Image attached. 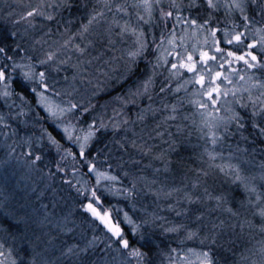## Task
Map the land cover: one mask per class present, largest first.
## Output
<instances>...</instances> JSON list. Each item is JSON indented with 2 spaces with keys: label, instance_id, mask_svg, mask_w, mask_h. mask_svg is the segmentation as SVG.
<instances>
[{
  "label": "rangeland",
  "instance_id": "1",
  "mask_svg": "<svg viewBox=\"0 0 264 264\" xmlns=\"http://www.w3.org/2000/svg\"><path fill=\"white\" fill-rule=\"evenodd\" d=\"M44 2L52 5V7L45 8V12L53 16L52 20L46 19V16H26V13L31 11L33 6L41 4L42 0H0V13L3 12L0 15V31L11 39L21 38L20 42L24 45L20 42L17 44L28 47L29 50L24 47L26 51L18 53L17 58L14 56L15 62L18 64L28 63L27 60L21 59L22 57L31 56L33 61H38L43 59V54L46 51L61 49L59 58L66 60V63L59 65L58 70L48 69L49 90L46 95L51 103L61 106H67L69 100L80 105L63 120L64 123L71 121L75 125L76 135H83L81 129L86 131L93 121H95L97 129L111 127L117 132L124 129L123 135L140 143L148 142L145 150L151 152L152 157L157 158L161 156L160 147L171 144V142L172 145H176L181 141L174 136L180 132H183L180 135L184 137L185 141L197 137L206 144L213 145L210 136L205 135L207 129L201 131L203 125L196 107L189 103L190 100L199 98L194 95V92L200 86L186 83L192 77V73L182 69L180 74L172 75L175 70L171 69V63L164 64L163 60L159 62L157 60L162 52V49L157 48V45L161 43V35L163 34L167 38L172 31L178 38L186 37L185 46L189 51H193L194 48H204L210 54H216L213 37L208 31L197 30L194 33L192 27L183 22L177 23L176 10L170 7L172 0H151V17L143 7L135 6L138 0H110L111 11L103 9V0H44ZM176 2L181 5L183 19L198 18L199 23H203L204 19H210V27L218 29L215 38L221 42L219 47L224 49L238 50L235 43L231 46L227 45L225 29L229 33L233 30L245 33L248 42L239 48V51H244L246 44L251 42L255 30L264 28V11H261V8L264 7V0H244L245 10L241 19L235 13H228L229 17L227 18L226 14V18L223 20H220L215 14L221 9L234 12L236 9L226 7V4L231 3V0H215L218 5L215 9H209L206 0H197L200 7L191 10L188 8L190 0H176ZM117 4L125 5L126 11H118L115 7ZM56 5L61 6L56 7ZM73 7L80 9L72 10ZM94 7L97 10H102L104 16L103 18L98 17V22L93 23L89 30L81 35L82 26L88 23ZM216 9L219 10L215 12ZM161 10L172 11L173 16L164 17ZM114 14L120 25L127 21L131 27L137 29V34L141 31L144 33L147 47L141 55L135 58L136 62L131 65V71L127 70L130 64L128 53L136 49L137 36L133 35L131 31L121 35L120 26L112 22ZM140 16H143L144 19H139ZM244 16L248 17L247 21ZM21 17L25 18L21 19ZM37 21L45 22L48 25L38 29ZM56 22L59 23L54 28L53 24ZM245 24H248L247 30ZM13 32L16 33V36L18 35L17 38L11 35ZM228 38L230 39L231 36ZM66 40H70L68 45L64 44ZM14 43L15 41H12V44ZM163 43L167 47V39ZM177 43H180L179 39ZM12 44L9 45V48ZM76 45L84 49V52L81 53ZM182 50L177 49V51ZM256 53L260 55L258 47ZM198 56V51H194V58L198 59ZM168 60L175 62L174 55L168 56ZM220 62L222 61L218 58L216 63ZM3 64L9 65L8 72L11 81L7 90L11 94L5 97L3 95L4 84L0 83V102L5 104L0 108V116L4 117V120L0 121V244L3 245L0 251L4 253L3 256H0V262L3 264H13V261L15 264H136L134 257L115 251L118 245L112 241L116 238L111 237V234L100 225V222L94 220L90 213L80 206L87 201L83 196H78L76 189L79 186L70 182L58 168L52 169L48 158L38 154L37 148L44 146L43 141L47 147L57 148L50 142L48 133L55 136L57 140H62L66 149H74L79 152V147L64 136L62 127L58 126L60 122L51 117L42 104L37 103L35 93L31 92L30 96L23 93L25 99H21L20 95L15 94V81L22 82L20 70L13 71L12 61L0 57V65ZM34 66L37 71L45 70V67L39 63H35ZM233 67L243 70L245 66L239 62L233 64ZM225 72L227 73V66H225ZM253 73L254 79L264 80V69L257 67L248 70V75ZM149 77L152 78V82L149 84L147 92H144L142 85ZM78 79H84L85 84L83 82L75 83ZM232 79L244 87L248 86L245 82L239 81L238 77L234 76ZM223 86L232 87L226 82ZM25 87H29L30 91L32 87H37V91L42 90L35 83L26 84ZM119 88L121 90L116 93ZM162 88L164 91H161ZM137 89H140L141 94H135ZM170 94L179 95L181 101L170 97ZM243 95L244 102L248 103V107L242 109L239 105L234 106L237 111L240 109L243 113L251 114V103L247 100V93H243ZM253 95H259V92L253 89ZM100 97L102 98L101 104L98 102ZM226 99L231 101L232 96L229 95ZM85 108L88 109L86 112L83 111ZM76 111H79V114H75ZM87 112L92 113V120L88 124L78 126L80 115ZM101 122L105 127H100ZM114 125H118V127H114ZM30 127L32 129H29ZM223 132L226 133L221 128L218 137H222ZM29 143L31 147H29ZM64 148L57 150L56 153L62 154ZM138 151L146 152L143 149H138ZM29 152L32 155H28ZM170 152L172 153L174 150ZM36 155H39L41 159L35 160ZM247 165L252 169L260 167L259 173L262 170L261 163L257 165L250 162ZM156 169L158 172L161 170ZM100 170L106 171L118 179L102 181L97 186L99 191L120 199L130 195V187L123 183L118 175L108 170ZM76 178V181L87 180L89 182V179L83 175L76 176ZM183 178H187V175L184 174ZM208 181L209 179H206L200 184L207 187L212 184V181ZM93 182L95 184L94 173ZM262 182L264 183V180ZM134 184L135 188L142 190L155 189L152 191L153 197H156L159 202L168 197L163 194L162 190L172 187L160 180L145 182L135 180ZM89 186L91 185L89 184ZM255 186L257 190L261 189L259 186ZM156 188L159 189L156 190ZM126 189L128 191H125ZM70 190L73 192L74 198H69ZM261 192L260 190V192L251 195L257 196V194H262ZM262 197L264 196L262 195ZM262 199L259 201L255 199L253 204L257 209L256 219L248 222V227L253 228L256 237L253 236L249 248L242 249L237 260L232 261L231 264H264V254L261 252V249L264 248V230L261 227L264 224V219L258 214V208L264 207ZM159 205L165 208L167 204L164 201ZM145 206L136 205V208L149 215L154 213L148 208L145 209ZM157 207L158 205L155 206V208ZM103 208L113 210V220L119 222L124 235L132 241L134 246L139 247L142 243L140 232L144 234L142 229H146L147 225L144 222L147 220L143 219V223L136 220L119 202L109 208ZM162 210L160 211L162 212ZM125 212L135 222L134 225L126 222ZM154 216H157L156 213ZM142 217L146 218V216ZM170 222L169 226L164 228L165 233L162 234V237L155 239L152 236L153 243L150 250L144 249L148 251L149 264H199L197 253L207 249L199 246L203 238L197 239L199 241H195V236L187 239L189 231L179 237L176 234L179 233L178 230L181 227H178L176 231H166L168 228L178 226ZM148 224L151 223L148 222ZM18 225H20L21 232L15 231L17 239L15 241L9 228ZM134 226L138 228L137 235L132 234ZM99 227H102L100 233H98ZM125 227L130 231L131 238L125 233ZM148 236L151 237V234ZM93 237L98 238L94 246L89 247L86 252L80 251L86 247L88 241H92ZM110 237L111 239H109ZM22 243L24 246L26 245L25 249L24 246L22 247ZM109 243H111V248L106 247ZM217 246L219 245H215V247ZM69 248H72L73 251L69 252ZM190 249L192 251H189ZM212 255L216 260L213 250Z\"/></svg>",
  "mask_w": 264,
  "mask_h": 264
},
{
  "label": "snow or ice",
  "instance_id": "2",
  "mask_svg": "<svg viewBox=\"0 0 264 264\" xmlns=\"http://www.w3.org/2000/svg\"><path fill=\"white\" fill-rule=\"evenodd\" d=\"M207 7L209 9H215L218 7L215 0H206ZM61 5H56L59 7ZM136 7H143L151 17L152 3L151 0H138V3L135 5ZM46 7H52L51 4H47L42 0L41 4L33 6L31 11L26 13L27 17L34 16H46V19L52 20L53 16L50 13L45 12ZM103 9L108 11L112 10V5L110 0H103ZM116 9L120 12L126 11V6L122 4L115 5ZM171 8L176 10V20L177 23L183 22L184 24L192 27L193 32L195 33L197 30H206L213 37V46L215 47L216 54H210L208 50L204 48L195 49L193 51H189L185 46V36H180L179 38L176 36L175 32L172 31L171 34L165 38L162 34L160 37L161 43L157 45L158 49H162L161 55L157 58L158 62L163 60L164 64L171 63V69L175 70L172 75L180 74L182 69H186L187 72L192 73V77L186 81L188 84H197L200 87L197 88L194 92L195 96H198V99H192L189 103L193 104L197 112L200 116V122L203 125L201 131L207 129L205 132L206 136H210L211 143L216 145L219 142V139L222 137H218V132L221 128L224 131H229L230 126L235 124L237 130H242L245 128V120L249 119L252 121V126L256 129H259L261 135H264V80L254 79V73L252 75H248V70L256 69L259 67L260 69H264V28H259L255 30L253 34L251 42L246 44V49L244 51H239L241 45H245L246 35L244 32H237L233 30V32L229 33L227 29H225V40L227 45H233L234 43L237 46V51L231 50V48L224 49L219 47L220 41L216 40V32L218 29L210 27V19H204L203 23L198 22V18H189L187 20L183 19L181 16V5L176 2V0H172L170 5ZM200 7L197 3V0H190L188 8L195 9ZM226 7L229 9H239L241 14L244 13L245 5L244 0H231V3L226 4ZM162 11V15L164 17L173 16L172 11L164 12ZM261 11H264V7L261 8ZM104 12L102 10H97L95 7L92 10V13L89 16L88 23L82 26L81 35L84 32L89 30V27L93 23H97V18H103ZM25 17H21L24 19ZM139 19L143 20L144 17L140 16ZM244 19L247 21L248 17L244 16ZM114 24L120 26V34L123 35L125 32L131 31L133 35L137 36L135 44L137 45L134 51H129L128 56L130 58V64L128 67V71H131V65H134L136 60L135 58L141 55L145 48L147 47L144 33L141 31L137 34V29L131 27L127 21H125L122 25L120 22L114 18L112 21ZM206 26H208L206 28ZM175 27V26H173ZM245 29H248V24H245ZM12 36H16V33H11ZM231 36L229 39L228 37ZM167 39V47L164 45L163 41ZM179 39L180 43H177ZM207 41V37L205 38V43ZM70 40H66L64 42L65 45H68ZM259 48L260 55H257L256 49ZM76 48L83 53L84 49L79 48V45H76ZM16 49L19 51H26L21 48L19 44L16 45ZM171 49V50H170ZM177 49H183L182 51H177ZM13 51V55H9L8 52ZM61 49L56 48L53 50L46 51L43 54V59L38 61H33L31 56H25L21 59H25L28 63L18 64L14 60L15 50L8 49L6 46H0V57L7 61H12L11 68L13 71L17 69L20 70V74L22 76V82L20 84L21 88H24L26 84L35 83L41 91H37V87H32L31 92L36 94L37 103L42 104L45 110L49 113V115L59 121L60 127H62V131L64 136L69 140L76 143L79 147V152L74 153L70 149H64L65 156L61 157V159H65L67 156H71L73 161L77 160V157L83 161L84 165L88 168L89 173L95 174V184L89 186L88 181L85 180L81 183V181H77V183H81V187L76 189L78 196H83L87 201L86 203H82L80 206L85 209L86 212L90 213L91 217L94 220H98L100 225H102L108 233L111 234V237H115L116 239L112 241L118 245L115 249L116 252L126 255L129 257H134L136 259V264H149L148 260V251L144 249H149L153 243V240L150 236L146 234H140V241L142 243L139 247L133 245L132 241L124 235L123 229L120 227L119 222H116L112 218V209H104L101 196L98 195V185L101 184L102 181H115L118 179L116 176H112L110 173L106 171H101L96 163H94L91 159H89L88 149L93 141V138L96 136V133L99 129L95 127V121L88 126V129L85 131L81 129L84 133L83 135H76L75 125L68 121L64 123V117L71 114L74 109H78L80 105L78 103H74L71 100L67 102V106H61L55 103H51L49 97L46 95V92L49 90L48 80V69H56L58 70L59 65L66 63V60H62L59 58V53ZM194 51H198L199 56L198 59L194 58ZM175 57V62H171L168 60V56ZM222 61L220 63H216L217 60ZM242 62L245 66L243 70L237 69L233 67V64ZM35 63H39L41 66L45 67L43 71H37L35 68ZM225 66H227V73L225 72ZM9 65L3 64L0 65V83L4 84L5 91L3 95L7 97L11 93L7 90L9 82L11 81L10 74L8 72ZM243 72V74H242ZM238 77L239 81L245 82L247 87H244L242 84H238V82L234 81L232 77ZM152 82V78L149 77L148 80L143 82V90L147 92L149 84ZM225 82L228 85H232L231 88L223 86ZM253 89H256L259 92V95H253ZM161 91H164L162 88ZM243 93H247V100L251 103V114L250 116H243L239 111L236 110L234 105H239L240 108H247L248 103L244 102ZM136 95L141 94L140 89H137ZM21 99H25L23 93H18ZM231 95L232 100L229 101L226 98ZM85 108L83 111H87ZM257 117L260 118V122L257 123ZM142 118V117H140ZM4 117L0 116V121H3ZM100 127L103 128L105 125L101 122ZM114 127H118V125H114ZM48 138L52 144H55L58 150L62 147L60 145V141L56 139L51 133H48ZM119 143V142H117ZM134 146L135 143L133 142ZM29 147L31 144L29 143ZM239 150V149H238ZM245 152L247 149L244 150ZM28 155H32L31 152ZM218 153L210 152L209 157L212 160H215ZM222 158V155H221ZM41 157L36 155L35 160H40ZM232 154L229 153V160L225 164L215 165V167L219 170V172L223 173L225 176H233L235 180L240 181L245 190L251 195L257 192L256 186L253 183L256 177H243L241 176V168L240 163H232ZM57 168L60 171L64 169L60 168V165L57 164ZM261 172L259 174V178L264 180V163L261 165ZM78 170L73 168V173H76ZM204 177H209L210 173L205 171L203 173ZM135 185L133 184V188ZM111 191V189H109ZM125 191H128L127 189ZM207 191V189H205ZM170 194V193H169ZM191 201V197H188ZM262 195L257 194L256 199L261 200ZM219 201L222 197H216ZM249 203H253L251 199H249ZM219 206V205H218ZM231 211V209H229ZM235 214V213H234ZM259 216L264 219V207L258 208ZM124 217L127 223L135 224V222L128 216V213H124ZM144 223H147L145 221ZM223 223V222H221ZM178 227L168 228L166 231H176ZM216 226L213 225V228ZM262 230H264V224L261 225ZM132 234H138V228H132ZM196 233L193 231L188 232L187 239H191L195 236ZM111 237L109 239H111ZM97 237H93L92 241H88L86 247L81 249L80 251L86 252L89 247H93L95 244ZM207 241V249L197 253V259L199 260V264H218L217 261L214 260L212 255V245H215L217 242V233L210 231L207 236H205L201 243L203 244ZM3 245L0 244V248ZM78 247V246H77ZM106 247L111 248V243L106 245ZM69 252H72L73 249L69 248ZM189 251H192L191 249ZM262 254H264V248L261 249ZM4 253L0 251V256H3ZM114 259V258H113ZM3 264V262H0ZM15 264V261H13Z\"/></svg>",
  "mask_w": 264,
  "mask_h": 264
},
{
  "label": "trees",
  "instance_id": "3",
  "mask_svg": "<svg viewBox=\"0 0 264 264\" xmlns=\"http://www.w3.org/2000/svg\"><path fill=\"white\" fill-rule=\"evenodd\" d=\"M73 9L77 10L80 8L73 7L72 10ZM218 10L219 9H216L215 12ZM2 13H0V15ZM228 13H235L239 19L242 18L239 9L234 10V12L221 9L219 12H216L215 15H217L220 20H223L226 18V14L227 18L229 17ZM37 22L38 29L48 25L45 22ZM58 23L59 22L53 24L54 28H56ZM4 36L6 37V35L0 31V46H6L8 49L15 50L16 54L14 56L17 58V54L22 52L16 49V44L20 42L21 38H17V35L16 38L19 40L18 41L15 38L11 39L9 36L5 38ZM12 41H15L16 44H12ZM10 44H12L11 48H9ZM22 47L23 46H21V48ZM24 47L29 50L28 47ZM8 54L13 55V51H9ZM81 82L85 84L84 79H78L75 83L79 84ZM73 83L72 81V84ZM20 84V81H15V94L22 92L30 96L32 93L28 89L29 87L21 88ZM120 90V88L117 89L116 93ZM170 97L181 101L179 95L173 96L170 94ZM101 100L102 98L100 97L98 101L99 104H101ZM2 105L5 106L4 103L0 102V108ZM181 105L183 106V103ZM238 111L245 117L250 116L249 112L247 114L246 112L243 113L240 109H238ZM75 114H79V111H76ZM91 115V112L81 114L78 126L88 124L90 120H92ZM256 122H260L259 117ZM29 129L32 128L30 127ZM187 131H189V128H187ZM123 132L124 129L117 132L112 130L111 127L99 129L88 149V158L96 163L98 168L115 173L120 177L123 183L128 184L130 187V195L127 197L124 196L121 199L106 194L103 191H98V195L101 196L103 207L109 208L116 202L123 204L136 220L141 222L143 219L147 220L146 225L148 227L146 226V229L143 228L142 231L144 234H151V238L154 236L155 239L162 237V234L165 233L164 228L169 226L170 221H172L170 222L171 224L174 223V225L182 226L181 229L178 230L179 233L177 232L178 234L176 235L180 237L181 235H185L187 231H193L196 233L195 241H199L197 240L199 238H204L210 231L215 232L217 233V244L215 245H219L217 247H215V245L212 246L216 259L215 261H217L218 264H231L232 261L235 262L237 260L236 258H238L239 254L242 252V249H248L250 242L253 240V236L256 235L253 228L248 227V222L254 220V218L256 219L255 214L257 213V209L253 204L256 196L250 195L245 190L244 185L240 181L235 180L233 176H225L223 173L219 172L215 165L227 163L229 160V153H231V162L240 163L241 176H255L256 179L253 183L261 188L258 189L257 192L261 190V195L264 196V183L259 178L260 167L252 169L247 165L250 162L257 165L264 163V135L260 134L259 129L254 128L252 126V121L246 119L244 129L238 131L235 124L231 125L229 131L226 133L223 132L224 135L222 139H219L216 145L206 144L197 137L191 140L186 139L185 141L183 140L184 137L180 135L183 132H180V134L174 136L179 138V140L181 139V141L177 142L176 145H172L171 142V144H166L162 146V148L160 147L161 156L159 158L152 157V153L145 150L148 142L144 141L140 143L131 137L123 135ZM43 145L44 146H39L37 148V152L41 157L48 158L52 169H56L57 164H59L60 168L64 169L61 171V174L64 173L63 175H65L70 182L76 183L79 187H81L82 182L77 183L75 179H77L76 176L78 177L80 175L88 178V183L90 185H94L93 173H89L88 168L79 157H77L75 162L71 156L61 159V157L65 156L64 152H61L62 154H57L56 151L58 148L54 146L47 147L44 141ZM60 145L62 146L60 148L62 150L65 147L62 140H60ZM36 146L35 144V148ZM138 149H143L146 152H139ZM245 149H247L246 152L244 151ZM70 150L74 153H78L74 149ZM171 150H174V152L171 153ZM213 151L221 154L222 158L221 155H218L215 160L210 159L209 153ZM73 168H76L78 171L73 173ZM156 168L161 170L158 172ZM205 171L210 173L209 177H204L203 173ZM184 174L187 175V178H183ZM206 179L212 181V184L203 187L200 183L204 182ZM135 180L142 182L160 180L170 184L172 187L161 189L163 194H166L168 197H165L166 199L159 202L156 197H153L152 191L155 189L142 190L140 188L131 187ZM157 189L159 188H156V190ZM205 189H207V191H205ZM189 196L191 197V201L188 198ZM216 197H222V199L218 201ZM69 198H74L71 190L69 191ZM249 199H251L253 203H249ZM263 200L264 198L262 201ZM164 201L165 204H167L165 208L159 205V203H164ZM136 205H146L145 209L148 208L152 212L154 211L157 216H154V213L149 215L147 212L138 210ZM156 205H158L157 208H155ZM229 209H231V211H229ZM160 210H162V212ZM142 216H146V218ZM162 217H164V219H162ZM148 222L151 224H148ZM213 225L216 227L213 228ZM19 227L20 225L9 228L12 233V238L15 239V241H17L15 231L21 232ZM99 228L98 233L101 232L102 227ZM125 228V233L129 236L130 231L127 227ZM140 233L142 234V232ZM245 235L248 237L246 238ZM129 237L131 238V236ZM23 246L24 243H22V247ZM199 246L207 248V241L203 244H199ZM25 248L26 245L24 246V249Z\"/></svg>",
  "mask_w": 264,
  "mask_h": 264
},
{
  "label": "flooded vegetation",
  "instance_id": "4",
  "mask_svg": "<svg viewBox=\"0 0 264 264\" xmlns=\"http://www.w3.org/2000/svg\"><path fill=\"white\" fill-rule=\"evenodd\" d=\"M231 29H233V28H231ZM246 42H248V40H246L245 43H246Z\"/></svg>",
  "mask_w": 264,
  "mask_h": 264
}]
</instances>
